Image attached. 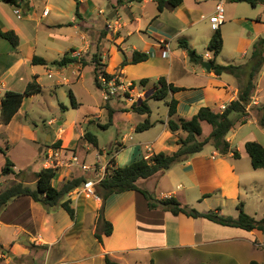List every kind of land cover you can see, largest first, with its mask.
<instances>
[{"label": "crops", "instance_id": "0c3cea01", "mask_svg": "<svg viewBox=\"0 0 264 264\" xmlns=\"http://www.w3.org/2000/svg\"><path fill=\"white\" fill-rule=\"evenodd\" d=\"M112 1L114 5L110 14L116 12L115 17L110 19V14L106 16L101 27H96L89 21V15L96 7V0H22L21 6H12L5 1L0 4V25L3 30H14L20 38L18 47H13L9 41V44L0 42L3 47L0 49L1 147L14 149L24 140L37 141L39 133L38 124L26 109L27 101H32L39 93L25 96L21 108L9 123L4 124L1 120V101L7 91L24 92L34 76H37L43 91V74L50 78L60 76L53 83V88L63 81L74 85L82 78L86 65L92 63L95 71L92 60L96 53H99L107 72L117 73L127 81L137 82L134 91H138L139 97L147 95L145 92L149 86L151 94L162 76L169 83L184 88L171 92L167 97L168 101L172 97L178 100L176 118L189 119L205 106L222 110L223 106L226 107L239 98L241 81L238 78L228 73L218 75L213 68L208 71L201 63L192 62L185 49L182 54H178L171 48V40L180 38L179 35L188 26L202 23L207 30L212 29L210 17L214 14L216 0H183L175 8L166 7L162 12L158 10L157 0ZM152 2L155 3L156 11L150 13L151 21L148 18L143 24L133 9L139 4L142 5L139 9L143 10L145 5ZM116 4L131 8L129 20H123ZM260 4L264 7V0L253 6L254 11L258 10ZM17 8L22 11L21 18L15 13ZM100 13H103V9H100ZM253 16L250 19L239 17L236 20L239 23L264 25V12L256 11ZM168 19L181 28L173 35L171 26L166 23ZM227 19L226 15L225 22ZM109 23L115 25V28H108ZM104 30L106 36L99 46L101 32ZM256 32L255 38L241 44L244 59L251 46L258 39H264V29L258 28ZM144 33L151 41H146L144 47L133 46L131 50H127L132 37H141ZM212 36L213 34L210 40ZM181 40L186 39L180 38L179 45ZM135 50L148 53L149 58L131 63ZM65 54L74 61L67 65L52 64ZM202 55L203 60L212 61L215 58L209 52ZM36 56L45 59L47 64L33 63ZM250 57L237 65L245 64ZM83 60L86 62L85 66L82 64ZM50 65L53 67L49 68ZM38 67L46 71L41 73ZM67 69L71 71L69 76L65 75ZM143 78L150 80L146 86L139 83ZM70 91L77 102V107L72 106L79 110L80 97L76 90ZM111 101V107L116 111L121 109L112 105ZM131 105L127 104L122 109L128 110ZM63 107L69 110L68 106ZM262 108L264 65L256 77V88L247 105V113L233 114L236 125L227 134L232 149L229 154H220L211 144L210 149L204 148L164 172L139 179L138 186L149 190L157 198L174 196L182 204L200 212L215 210L220 214L237 217L240 213L239 204L242 203L245 212L261 219L264 216V169L253 167L245 144L249 140H255L264 146V128L259 123ZM168 112L167 106L165 119L153 122L154 125L148 131L158 130L148 139L144 133H138L133 138L136 126L131 127L130 132L123 135L122 141H118V151L110 157L107 153L105 161L102 157L106 155V150L100 148L99 141L98 146H94L84 137L86 130L83 129V123H92L93 119L87 116L71 122L67 119H49L46 127L52 131L45 151L54 147L60 151L63 159L68 160L71 154L77 155L76 149L79 146L86 151L97 149V164L88 163L86 157L77 155L78 164H63L57 168L54 186L60 188L64 181L81 174L88 180L99 182L102 166H108L111 159L115 160L116 166L124 167L154 153H173L179 147L180 137H185L187 133H175L168 128ZM142 116L145 118L146 114ZM99 118V115H95L94 122L100 126L106 124L101 123ZM205 123L208 122H202L203 130ZM56 125L58 127L54 128ZM74 125L76 130L68 132ZM241 130L243 132L236 141ZM156 147L159 151H155ZM234 151L239 152V157L234 156ZM30 162L26 163L24 169L30 168ZM14 164L15 172L23 175L31 171L35 176L36 172L45 167L44 162L41 169L17 172L16 162ZM83 164L97 169L83 170ZM20 174L2 176L0 190L5 188L8 180H11V184L22 181L35 186V180L19 178ZM66 199L71 201L75 210L74 218L64 207L48 209L28 195L9 201L0 211V264H106V256L121 264H249L252 260L264 264V232L258 229L248 231L222 225L205 217H192L185 213L175 215L169 210L150 209L145 196L134 190L112 194L104 203L101 197L89 196L79 188ZM103 205L104 216L113 224V231L110 235H103V241H99L96 232Z\"/></svg>", "mask_w": 264, "mask_h": 264}, {"label": "trees", "instance_id": "16d2710c", "mask_svg": "<svg viewBox=\"0 0 264 264\" xmlns=\"http://www.w3.org/2000/svg\"><path fill=\"white\" fill-rule=\"evenodd\" d=\"M12 6H21L20 0H4ZM132 1V0H131ZM183 0H157L158 10L162 12L166 7L175 8ZM234 2H246L252 6H256L263 0H233ZM78 14V10H77ZM0 36L8 40L13 47H18L20 44V38L16 32L12 29L3 30L0 25ZM106 36V30L101 32L102 39ZM180 47L185 49L192 62L199 64L203 61V55L199 54L195 48L190 46L187 40L180 41ZM224 47V39L220 28L213 34L209 49L214 52L215 55L222 52ZM149 58V54L135 50L132 54L131 63H138L145 61ZM68 54H65L61 59L55 60L52 64L67 65L73 62ZM93 63L95 65V81L100 88L99 76L104 73L109 79L117 75V73L107 72L103 66L100 55L96 53L93 57ZM213 71L218 74L228 73L241 81V88L239 98L231 101L222 110H213L211 107H201L199 111L191 118H176L178 100L172 97L168 102L169 119L168 128L172 132L184 131L187 133L185 137H180L178 140L179 147L171 154L165 152H158L151 155L149 158H141L133 163L124 167L116 166L115 160L111 159L106 168V174L103 179L96 184V193L104 201L108 197L115 193H122L126 191H139L148 201L150 209H163L169 210L173 214L178 215L185 213L192 217H205L219 224L239 227L248 231L258 229L264 232V216L261 219L248 214L244 211L243 204H239L240 213L237 217L230 215H224L210 210L208 212H200L196 208H191L188 205L182 204L176 197L171 196L168 198H157L149 190L142 189L138 186L139 179L149 178L159 172H164L171 166L188 160L194 154L201 152L208 144H212L220 154H229L231 144L227 140V134L235 127L236 121L233 118V114L245 115L247 113V105L251 101V97L256 88V77L264 65V39L260 38L254 43L253 51L250 59L241 65L237 64H220L216 62V59H212ZM33 63L35 64H47V61L40 57H34ZM82 64L85 66L86 62L83 60ZM149 78H143L139 83L146 86L149 83ZM135 86L136 81H133ZM184 88L176 86L173 83H169L166 77L162 76L158 79L154 91L145 97V99L134 102L128 110L140 114L152 113V108L149 104L151 99H165L171 92L183 90ZM42 91V85L37 81V76L28 83L24 92L7 91L4 98L1 101V120L4 124L9 123L14 115L18 112L23 104L25 96L35 95ZM72 100V105L77 107L76 98L72 91L69 92ZM105 107L108 110L109 121L103 124V128L109 127L113 123V116L115 109L109 105V100L106 101ZM263 113L259 119L260 125L264 128V108ZM206 121L212 126L210 135L204 139L199 140L198 136L203 133L202 122ZM154 125L149 119L139 123L136 126V131L143 132L150 129ZM84 137L87 141L94 146H98V137L90 131H86ZM246 150L252 159V165L256 169H264V146L255 140H249L245 144ZM0 151L5 150L0 146ZM234 156L239 157V152L234 151ZM14 162L10 157L6 158V163L0 170V176L4 175H19L14 170ZM22 173V172H21ZM56 169L45 168L35 173V186L24 184L22 181H17L14 184L0 190V211L14 198L28 195L31 196L37 202H40L48 209H52L58 206L64 207L71 217H75V210L71 206V201L66 197L72 193L75 189L81 187L88 179L84 175H75L68 180L64 181L60 188H57L53 184V179L56 175ZM113 231V224L108 221L104 216V205L100 211L98 219V227L96 237L99 241H103V235H110ZM106 264H121L109 256H106ZM249 264H260L256 260H252Z\"/></svg>", "mask_w": 264, "mask_h": 264}, {"label": "rangeland", "instance_id": "374dc122", "mask_svg": "<svg viewBox=\"0 0 264 264\" xmlns=\"http://www.w3.org/2000/svg\"><path fill=\"white\" fill-rule=\"evenodd\" d=\"M4 0H0V4H3ZM226 4V15L228 17L227 21L221 25V31L224 39V48L223 51L217 55L214 54L213 51L209 49L210 37L214 34V30L211 28L209 30L206 29L204 24H194L192 26H188L183 30V32L179 35L180 38L186 39L189 44L196 49L199 54H206L207 52L213 54L216 58V62L221 64H239L245 62L248 57H250L251 51L254 47V44L249 49V53L247 58H243V48L241 44L244 41L251 40L256 37V30L264 29V25L259 26L257 24H248V23H239L236 19L239 17L251 18L254 17V12H264V7L259 5L258 10L254 11V7L246 2H233L227 1ZM128 4V3H127ZM155 3H150L145 5V9H139V4H136V7L133 11L139 15L141 18V22L143 24L146 23V19L150 18L151 21L153 11L155 9ZM96 7L93 10V13L89 15L90 23H93L96 27L103 25V20L106 16H108L112 10L114 2L112 0H96L94 4ZM119 9V15L123 17V20H129L131 8L126 6L122 7L118 4L115 5ZM100 9H103V13H100ZM166 23L171 26V35H173L176 31L181 29L180 27H176L171 19L166 20ZM146 30V27L144 28ZM143 30V31H144ZM264 37V34L262 35ZM180 38H173L171 41V48L178 54H182L183 48L179 45ZM146 41H151L149 36L144 33L142 36H134L132 40L127 44V50H131L133 46L144 47ZM0 42L2 44H9L8 40L0 38ZM0 49H3L0 46ZM99 54V53H98ZM53 65H50L49 68H52ZM38 70L43 73L46 69L42 67H38ZM82 78L74 85H69L64 81L57 85L56 88H53V83L58 80L59 75H54L52 78L47 76V74H43V91L38 94L32 101H27L26 109L29 112V116L33 117L36 123L39 126V133L37 141L24 140L22 144L18 145L14 149H7L6 146H2L6 153L0 151V170L6 163V158L10 157L17 164L16 171H27L26 169H41L44 165V152L46 149V144L48 143L49 133L52 131L49 127H46V123L51 118H56L59 121L67 119L68 122L74 121L76 118H81L87 116L90 119H93L92 123L88 121L83 123V129L86 131H91L96 134L99 141L100 148L106 150V155L102 157L103 161H105L108 153V157L112 154H115L119 149V140L122 141V137L125 133L130 132L131 127L137 126L139 123L144 122L146 119H149L151 122H154L156 119L162 121L166 117L167 111V101L169 98L165 99H151L149 100V104L152 108L151 115L145 116L143 118L142 114L135 113L132 110H125L127 104H133L134 102L140 101L145 98L151 92V87L149 86L147 95L139 97L137 92L135 91H119L117 94L112 95L109 99L111 104L114 106L120 107L121 109H117L113 116L114 123L110 125L108 128H103L98 123L94 122L95 115H99V121L101 123H107L109 121V114L105 107L106 101L104 99L103 91L99 88L95 81V73L94 66L92 63L86 65L84 67ZM71 74L70 69L65 70V75L69 76ZM78 93V96L81 100L80 109L77 110L73 108L72 101L69 95L70 90H75ZM120 102H119V101ZM66 105L69 107V110H66L63 106ZM105 107V108H102ZM58 125L54 126L57 128ZM67 127V125H65ZM35 128V127H34ZM251 128V127H245ZM212 126L208 123L204 124V130L201 135L198 136L199 140L204 139L211 131ZM76 130V125L68 129V132H72ZM158 129H154L152 131H144V132H133V138L138 133H144L147 136L146 139L150 138L154 132ZM243 130V129H242ZM241 133H238L236 137V141L240 138ZM245 130V129H244ZM130 142V141H129ZM128 143V142H127ZM237 145V142H235ZM211 144H208L205 148H211ZM77 155L81 158L86 157L87 162L91 164H97L96 153L97 149L92 148L90 151H86L81 146L77 147ZM155 151H159L158 148H155ZM32 159V160H31ZM30 162V168L24 169L26 167V163ZM30 173L27 175L20 174L19 178L26 177L27 180L34 181V174ZM2 176H0L1 178ZM8 187L11 185V180H8ZM3 188V189H5ZM229 215V214H227ZM251 215V214H250ZM232 216V215H231ZM253 216V215H252Z\"/></svg>", "mask_w": 264, "mask_h": 264}, {"label": "built area", "instance_id": "2783aa9c", "mask_svg": "<svg viewBox=\"0 0 264 264\" xmlns=\"http://www.w3.org/2000/svg\"><path fill=\"white\" fill-rule=\"evenodd\" d=\"M227 0H216V7L214 14L210 17V22L212 29L214 31H217L221 25L225 22L226 20V9H225V4ZM15 13L19 18L22 17V11L21 9H15ZM48 13V10L45 11V14ZM108 28H115V25L112 23L108 24ZM99 82H100V88L103 91L104 99L109 100L112 95L117 94L119 91H124V92H129V91H134L136 86L133 83V81H127L125 80L121 75L117 74L111 79H109L104 73H101L99 76ZM225 106H223V109ZM149 158V157H148ZM44 159H45V167L46 168H53L57 169L63 164H73L79 163V158L76 154H71L69 159H63L60 151H58L56 148L51 147L48 148L44 152ZM106 168L107 166H102V172H101V180L106 174ZM83 170H91V169H97V167H90L88 165L83 164L82 165ZM100 180V181H101ZM99 181V182H100ZM95 180H87L81 187H79L83 192H85L89 196H97L96 193V184L99 183ZM77 188V189H79ZM76 190V189H75ZM74 190V191H75Z\"/></svg>", "mask_w": 264, "mask_h": 264}, {"label": "water", "instance_id": "95a60500", "mask_svg": "<svg viewBox=\"0 0 264 264\" xmlns=\"http://www.w3.org/2000/svg\"><path fill=\"white\" fill-rule=\"evenodd\" d=\"M115 14H116V12H114L113 14H110V15H109V18H110V19H113V18L115 17ZM201 65H202L205 69H207L208 71H211L212 68H213V62L210 61V60H203V61L201 62Z\"/></svg>", "mask_w": 264, "mask_h": 264}]
</instances>
